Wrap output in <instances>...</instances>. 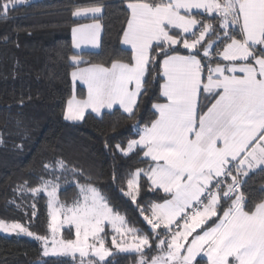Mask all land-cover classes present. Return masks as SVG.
Instances as JSON below:
<instances>
[{"label":"snow or ice","instance_id":"6c2138e0","mask_svg":"<svg viewBox=\"0 0 264 264\" xmlns=\"http://www.w3.org/2000/svg\"><path fill=\"white\" fill-rule=\"evenodd\" d=\"M26 3L0 0V19ZM128 9L123 43L131 47L130 60L72 72L74 82L87 86V98L70 99L64 118L79 121L86 109L99 113L116 104L129 118L135 116L149 66L161 69L165 102L154 105L156 119L139 139L116 145L125 156L139 150L152 162L130 174L124 192L150 233L127 227L91 184L80 186V198L71 206L61 204L53 173V179L42 177L40 186L29 189L47 194L52 251L78 252L80 264L91 252L98 260L87 264H103L111 252L100 234L110 225L117 234L133 236L120 251L139 254L136 264H193L201 252L208 264H264V201L248 208L241 191L253 170L264 171V0H135ZM193 9L203 10L201 19ZM101 11L100 6L78 8L72 15ZM237 26L240 38L230 31ZM99 27L73 28L76 46L95 43ZM181 46L187 54H180ZM70 59L80 63L76 55ZM202 93L213 100L203 112L198 110ZM56 167L67 170L62 160ZM142 178L150 190L165 194L162 202H138ZM32 208L35 217V204ZM65 224L74 226L76 239H56ZM0 230L34 237L43 242V255L49 254V237L32 232L30 225L0 219Z\"/></svg>","mask_w":264,"mask_h":264},{"label":"trees","instance_id":"16d2710c","mask_svg":"<svg viewBox=\"0 0 264 264\" xmlns=\"http://www.w3.org/2000/svg\"><path fill=\"white\" fill-rule=\"evenodd\" d=\"M128 1L135 0H34L17 7L7 19H0V219L30 225L32 232L48 235L47 195H34L29 189L40 186L42 177L53 179L54 173L62 204L72 205L80 198V186L91 184L114 212L125 218L128 227L139 229L138 234L150 233V226L124 192L130 174L147 169L152 162L139 150L125 156L116 145L126 146L156 119L153 104L164 101L161 69L155 64L149 66L146 91L139 97L135 116L129 118L114 108L98 116L86 113L79 122L64 118L72 95L70 73L74 68L93 64L109 67L113 61L130 60L131 50L121 44L130 15ZM92 6L102 7L98 17L72 15L78 8ZM200 13L193 12L197 19L202 18ZM91 20L102 26L99 48L74 51L71 28ZM230 31L239 34L238 26ZM180 54H187L182 46ZM74 55L80 63L70 59ZM84 94V89L77 86L76 95L83 98ZM212 102L211 96L202 93L198 110L206 111ZM60 160L67 170L56 167ZM45 164L51 167L45 169ZM246 179L241 191L251 208L264 199V171L255 169ZM140 184V204L162 202V191L150 190L146 178ZM33 204L35 217L31 216ZM105 229V247L110 248L112 232L108 226ZM64 231L67 239L74 237L72 228ZM83 259L85 264L89 259L98 260L91 255ZM138 259L135 252H114L103 264H136ZM80 260V256H43L36 239L0 234V264H80ZM193 264L208 263L199 256Z\"/></svg>","mask_w":264,"mask_h":264},{"label":"crops","instance_id":"0c3cea01","mask_svg":"<svg viewBox=\"0 0 264 264\" xmlns=\"http://www.w3.org/2000/svg\"><path fill=\"white\" fill-rule=\"evenodd\" d=\"M131 2H135V1H128L127 3H126V6H127V8H128V4L129 3H131ZM92 7H95V6H92ZM101 7V6H100ZM85 8H90V7H85ZM85 8H79V9H85ZM101 9H102V7H101ZM77 10V9H76ZM103 10V9H102ZM129 10V13H130V9H128ZM193 12H203V10H196V9H193ZM102 13V11L100 12V13H95V14H93V13H91V12H89V13H87L86 15H81V16H75L76 18H93V17H98L100 14ZM129 17H130V15H129ZM93 24H99V30H98V33H97V40H96V42L95 43H91V42H88V41H80L79 42V47H77L76 46V44L74 43V40H73V33H72V29L73 28H79V27H81V26H84V25H93ZM126 27H127V25H126ZM126 29V28H125ZM101 32H102V26H101V23L99 22V21H97V20H91V21H89V22H85V23H81V24H78V25H75V26H73L72 28H71V31H70V34H71V43H72V47H73V50L74 51H76V52H81V51H89V50H91V51H93V50H97L98 48H99V44H100V36H101ZM237 38H240V35L238 34L237 36H236ZM121 44H122V46L123 47H125V48H127V49H130L131 50V47H130V45H126V44H124L123 43V35H122V38H121ZM221 49H222V46L220 47ZM218 59V58H217ZM80 60V59H79ZM81 61V60H80ZM93 65H95V64H93ZM92 65H85V66H81V67H77V68H74L72 71H71V73H70V78H71V83H72V95H71V97L68 99V101L70 100V99H72L73 97H75L77 100H83V99H86L87 98V86L86 85H84L80 80H76L75 82L73 81V79H72V72H74V71H77L78 69H86V68H89V67H91ZM214 66V65H213ZM110 67V66H109ZM163 83V82H162ZM77 86H81L83 89H84V92H85V94H84V97L83 98H79L77 95H76V87ZM67 101V102H68ZM163 102H165V100L163 101ZM163 102H158V103H163ZM155 104H157V103H155ZM155 104H153V109H154V111L156 112V110H155V108H154V105ZM211 106V105H210ZM209 106V107H210ZM114 108H118V109H120L121 111H123V109L122 108H120V106L118 105V104H116V105H114L113 106V108H111V109H108L107 107H105V108H101L100 109V111H99V113H97V112H93L90 108L89 109H86V111H85V114L86 113H93V114H95V115H100L101 113H103L104 111H109V110H112V109H114ZM66 109H67V103H66V107H65V111H66ZM65 111H64V113H65ZM124 112V111H123ZM66 120V119H65ZM67 121H69V122H79V121H81V120H79V121H73V120H67ZM136 139H139V137L138 138H136ZM127 145V144H126ZM122 153V152H121ZM123 154V153H122ZM142 156H143V154H142ZM144 158V157H143ZM145 159H147V158H145ZM262 201H264V199L262 200ZM201 254V253H200ZM200 254H198L197 255V257L198 256H200ZM196 257V258H197ZM194 262V261H193Z\"/></svg>","mask_w":264,"mask_h":264},{"label":"rangeland","instance_id":"374dc122","mask_svg":"<svg viewBox=\"0 0 264 264\" xmlns=\"http://www.w3.org/2000/svg\"><path fill=\"white\" fill-rule=\"evenodd\" d=\"M28 1H34V0H27V2ZM222 47H223V44H222ZM80 189V188H79ZM45 194H46V192H44ZM47 195V194H46ZM57 198H58V196H57ZM61 203V202H60ZM62 204V203H61ZM71 206V205H70ZM47 211H48V220L50 219V217H49V208H48V197H47ZM121 215V214H120ZM122 216V215H121ZM58 219L59 220H61V221H63V219H64V217H63V215H60L59 217H58ZM6 222H8V223H12V222H9V221H6ZM106 226H108V228L111 230V232H112V235L111 236H109L110 238H111V242H112V237L113 236H115L116 237V239H117V244L116 245H110V248H108L109 250H110V252L111 253H114V252H121L120 251V248L121 247H125L126 246V243L125 242H127V244H131L132 242H133V236L130 234V233H125L124 235H120V234H117V233H115L113 230H112V228H111V226L110 225H106ZM126 226H127V224H126ZM128 227V226H127ZM66 228H72L73 229V233H74V237L73 238H71V239H76V236H75V228H74V226H69V225H64V227L63 228H61V230H60V232L59 233H57V236H56V239L57 240H60V239H64V240H67V234L65 235V234H63V232H65L64 231V229H66ZM106 230V229H105ZM66 233V232H65ZM0 234H3V235H9V236H11V235H15V236H26V237H29V238H33V239H35L34 237H30V236H27V235H25V234H16V233H10V232H4V231H2V230H0ZM101 236H104L103 235V233H101L100 234ZM193 235H195V233H193ZM48 237H49V242H48V247H49V254L47 255V256H73L72 254H67V255H65V254H62V253H60V252H58V251H56V252H54V251H52V248L54 247L53 246V244H52V241H51V232L49 231V234L47 235ZM105 238V240L107 239L106 237H104ZM192 239V237H189V240H191ZM37 242H38V244L40 245V248H41V254L43 255V250H44V244H43V242L42 241H39V240H37ZM89 242L91 243L92 241H91V238H89ZM98 246V245H97ZM89 255H91V252H89ZM44 256V255H43ZM75 256H80L79 255V253L77 252L76 254H75ZM200 256H202L203 258H205L206 260H207V257L203 254V252H201V254H200ZM199 257V256H198ZM197 257V258H198ZM95 258H97L98 259V257H95ZM106 258V257H105ZM207 263H208V260H207Z\"/></svg>","mask_w":264,"mask_h":264}]
</instances>
